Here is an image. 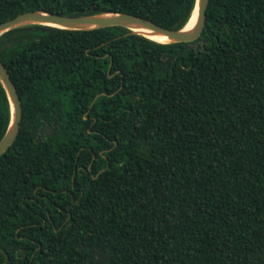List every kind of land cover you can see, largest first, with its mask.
Segmentation results:
<instances>
[{"label":"trees","instance_id":"16d2710c","mask_svg":"<svg viewBox=\"0 0 264 264\" xmlns=\"http://www.w3.org/2000/svg\"><path fill=\"white\" fill-rule=\"evenodd\" d=\"M195 0H0L185 27ZM21 104L0 156V264H264V0H209L200 36L0 35ZM10 107L0 84V140Z\"/></svg>","mask_w":264,"mask_h":264},{"label":"water","instance_id":"95a60500","mask_svg":"<svg viewBox=\"0 0 264 264\" xmlns=\"http://www.w3.org/2000/svg\"><path fill=\"white\" fill-rule=\"evenodd\" d=\"M208 1L209 0H195L192 13L196 10V20L194 26L189 30H185V27L179 30L168 29L157 25L150 20L148 21L145 18L126 13H99L82 16H64L43 11H30L21 13L12 19L0 23V35L10 30L28 25H44L66 30H92L110 26H120L126 28L131 33L143 37L145 36L142 35V33L140 34V32L135 30L146 29L152 35L165 37L167 39L166 43L192 42L200 36L203 30ZM0 84L6 92L10 107V123L4 136L0 140V156H2L12 145L19 131L21 104L15 85L1 61Z\"/></svg>","mask_w":264,"mask_h":264},{"label":"bare ground","instance_id":"6f19581e","mask_svg":"<svg viewBox=\"0 0 264 264\" xmlns=\"http://www.w3.org/2000/svg\"><path fill=\"white\" fill-rule=\"evenodd\" d=\"M195 20H196V10H194L190 19L188 20L187 24L185 25V30L191 29L195 24ZM51 26H53V25H51ZM135 31L140 32V34L142 33V35H144L145 37H147V38H149L155 42H158V43H166L167 42V39L165 37L152 35L146 29H136Z\"/></svg>","mask_w":264,"mask_h":264}]
</instances>
